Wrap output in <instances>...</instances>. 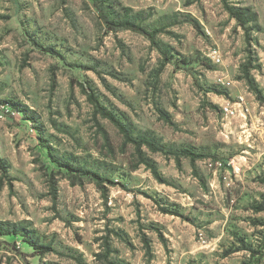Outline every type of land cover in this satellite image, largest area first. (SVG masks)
<instances>
[{
    "label": "rangeland",
    "instance_id": "rangeland-1",
    "mask_svg": "<svg viewBox=\"0 0 264 264\" xmlns=\"http://www.w3.org/2000/svg\"><path fill=\"white\" fill-rule=\"evenodd\" d=\"M95 2L109 20L163 29L173 59L110 30ZM229 4L257 25L246 33L222 0H0V222L50 247L0 236V264H253L264 252L253 209L264 202V101L245 77L264 98V0ZM83 86L136 133L209 157L194 169L144 147L143 162ZM47 148L101 179L59 167Z\"/></svg>",
    "mask_w": 264,
    "mask_h": 264
},
{
    "label": "trees",
    "instance_id": "trees-1",
    "mask_svg": "<svg viewBox=\"0 0 264 264\" xmlns=\"http://www.w3.org/2000/svg\"><path fill=\"white\" fill-rule=\"evenodd\" d=\"M226 10L229 12L230 16L234 19L237 20L238 24L242 26L245 30L248 25L255 24L257 25L258 19H257V14L254 13L250 8H235L232 7L229 4V0H222ZM95 7L99 10V14L104 21V23L107 25V27L110 30L113 31H119V30H131L136 33H139L143 36H145L153 46L157 47L159 51L164 55L165 61L170 62L173 58L168 57V53L160 47V44L157 41V36L159 33L163 31V29H157L154 31H148L145 28H143L140 25H137L133 22L129 21H124V22H116L109 20V18L104 14L101 6L95 2ZM249 32V30H246V33ZM249 36V34H247ZM246 80L248 82V85L251 89V91L255 94V96L258 98L259 101H264L262 91L259 89L258 85L254 81L253 78L250 77L249 73H246ZM83 90L87 93L89 97V101L94 105L96 109V113L100 114L104 119L109 120L112 122L119 130L120 132L124 135L126 141L128 143H131L132 145L135 146L137 152L139 153L140 158L144 162L145 160L143 159V152L142 148L146 147L148 148L151 152L153 153H163L168 156H174L178 164H180L181 158H187L190 160L191 165L194 169H196V162L198 160L208 158V155L197 153L193 149L190 148H181L178 149L176 147H168L164 144L161 143L160 140L157 139V137L154 135L153 132L151 131H138L137 133L135 132L134 129L130 127V125H126L123 121L120 120L118 116H116L113 112L109 111L105 106L101 104L99 99L96 97L94 91L90 87V92H87L85 89V86H83ZM49 150V155L51 159L53 160L54 163H56L59 167L65 168L70 172L75 173V175H79L85 178H90L97 180L100 178V176L92 171L83 169L81 167H75L71 164H69L67 161H63L57 157H55L50 148H47ZM216 160L218 158L215 157ZM0 168L4 169V162L0 160ZM154 171L155 168H154ZM101 179V178H100ZM263 183H264V178H263ZM111 182V181H110ZM114 183V182H111ZM256 213L264 212V202L260 203L258 205H255L253 207ZM168 211V210H167ZM171 211L167 212L170 213ZM174 215H177L179 217L184 218L182 214L179 212H172ZM188 221H191L190 218H185ZM4 235H21L22 237L25 238V242H27L29 245L33 246L36 250L42 251V253H46L50 247H47L45 245H41L37 239H35L31 233L27 232L25 228L22 227H17V226H11L9 224H4L0 222V236ZM247 247V246H244ZM264 249V245H263ZM253 256L258 257L256 258V262H259L261 260V256L264 255V252L260 254L259 252L252 251Z\"/></svg>",
    "mask_w": 264,
    "mask_h": 264
},
{
    "label": "built area",
    "instance_id": "built-area-1",
    "mask_svg": "<svg viewBox=\"0 0 264 264\" xmlns=\"http://www.w3.org/2000/svg\"><path fill=\"white\" fill-rule=\"evenodd\" d=\"M14 1H20V0H14ZM211 57L213 58V60L215 62H217V63H220L221 62V57H220V55L218 54L217 51H214L211 54ZM244 102H245L244 99L243 98H240L239 106H242L244 104ZM221 110H222V113L225 116H227V117H233L236 114V110L234 109V107L229 102H227L226 104H224L221 107Z\"/></svg>",
    "mask_w": 264,
    "mask_h": 264
}]
</instances>
